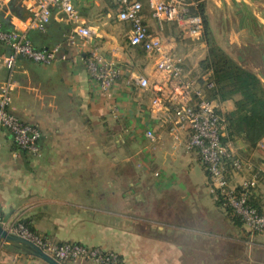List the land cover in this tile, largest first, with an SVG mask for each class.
Listing matches in <instances>:
<instances>
[{
	"label": "crops",
	"instance_id": "crops-1",
	"mask_svg": "<svg viewBox=\"0 0 264 264\" xmlns=\"http://www.w3.org/2000/svg\"><path fill=\"white\" fill-rule=\"evenodd\" d=\"M21 1L25 0L16 5ZM217 1L224 38L216 34L209 0L206 7L216 45L239 64L245 62L264 85V0ZM73 4L81 22L95 32L101 58L120 68L122 75L100 93L81 61L89 50L86 45L69 49L67 61L49 66L16 59L11 111L38 128L40 154L17 149L0 130L1 222H21L54 243L114 251L123 264H260L264 237H249L214 198L195 154L177 146L151 118L147 107L152 92L126 83L130 73L143 74L167 91L144 52L128 45L129 24L116 20L115 6L108 1ZM13 7L9 2L0 10V20L8 30H24L27 13ZM143 16L156 31L145 7ZM68 31L63 18L53 14L45 32L27 29L26 35L34 47L50 49ZM163 32L178 35L171 24ZM176 51L186 73L204 74L199 67L207 53L202 37L178 39ZM252 51V56L258 54L257 63L249 55ZM8 52L0 44V54ZM6 76L0 70V81ZM220 107L225 114L233 111V100L220 102ZM147 129L161 132V140H146ZM231 144L256 173L264 169V138L253 148L239 139ZM229 175L233 184L239 183L240 176ZM251 202L264 208L263 180ZM0 264L45 263L0 243Z\"/></svg>",
	"mask_w": 264,
	"mask_h": 264
},
{
	"label": "built area",
	"instance_id": "built-area-1",
	"mask_svg": "<svg viewBox=\"0 0 264 264\" xmlns=\"http://www.w3.org/2000/svg\"><path fill=\"white\" fill-rule=\"evenodd\" d=\"M116 9V20L128 23L127 42L130 47H139L154 72L166 83L167 91L153 84L143 74L130 73L128 85L152 92L147 107L151 118L166 130L175 144L195 154L209 180L211 192L220 206L230 211L242 224L249 237L264 236V208L251 202L253 192L264 181V169L256 173L250 161L240 158L232 142L226 140L227 121L220 102L210 99L208 92L214 88L209 72L191 76L183 69V60L177 54V40L187 36L202 37L203 21L199 5L194 0H105ZM10 0H0V10ZM19 7L27 13L25 29L13 27L4 30L0 21V44L9 49L0 54V70L7 76L0 81V130L6 131L13 145L28 154L38 157V128L19 119L11 111L16 83L13 79L16 59L21 57L34 64L49 66L68 60V50L86 45L89 50L81 58L89 79L100 93L107 92L121 77L122 71L112 63H106L98 52L96 34L81 22V15L73 0H25ZM156 24L151 31L144 22L143 10ZM53 14L63 18L69 31L62 42L50 49L34 47L26 30L45 32ZM166 24L175 25L178 35H165ZM144 137L150 143L161 140V132L147 129ZM1 147V143H0ZM229 174L240 176L233 184ZM245 174H250L246 176ZM2 227L10 234L26 239L60 264H123L120 256L110 250L88 247L80 243H54L32 233L24 224Z\"/></svg>",
	"mask_w": 264,
	"mask_h": 264
},
{
	"label": "trees",
	"instance_id": "trees-1",
	"mask_svg": "<svg viewBox=\"0 0 264 264\" xmlns=\"http://www.w3.org/2000/svg\"><path fill=\"white\" fill-rule=\"evenodd\" d=\"M17 1H10L11 8L19 6L16 5ZM199 9L203 21L202 40L207 47L206 57L199 67L201 72L210 73L214 84L208 96L219 102L233 100L234 110L225 114L226 140L233 142L239 139L253 148L264 138V85L255 73L244 68L216 45L201 3ZM1 23L3 29L8 30L5 22ZM228 212L236 223L242 225Z\"/></svg>",
	"mask_w": 264,
	"mask_h": 264
},
{
	"label": "water",
	"instance_id": "water-1",
	"mask_svg": "<svg viewBox=\"0 0 264 264\" xmlns=\"http://www.w3.org/2000/svg\"><path fill=\"white\" fill-rule=\"evenodd\" d=\"M0 243L10 246L28 256L37 258L45 264H60L53 258L42 252L40 248L30 241L8 233L0 224Z\"/></svg>",
	"mask_w": 264,
	"mask_h": 264
},
{
	"label": "rangeland",
	"instance_id": "rangeland-1",
	"mask_svg": "<svg viewBox=\"0 0 264 264\" xmlns=\"http://www.w3.org/2000/svg\"><path fill=\"white\" fill-rule=\"evenodd\" d=\"M142 1H144V0H142ZM210 2V5H209V7L208 8H212V11H213V13H212V21H213V25H214V28H215V30H216V34L220 37V36H223V38H224V32H225V30H224V27L225 26H223V24H222V22H221V19H220V14H219V9H218V1L217 0H209ZM201 4H202V8H203V14L205 15V17H206V7L208 6V4H207V0H202V2H201ZM230 6L232 7V8H234V5L233 4H230ZM221 16H222V14H221ZM206 19H207V17H206ZM232 21H233V17H231V23H232ZM207 22H208V20H207ZM226 38V37H225ZM262 51H263V53H264V47H263V49H262ZM261 52V51H260ZM252 53H253V51L252 52H249V55L251 54V56H252ZM254 53H256V52H254ZM248 54V53H247ZM252 61H253V63H257V60H259V58H258V54H255V55H253L252 56ZM240 62V64L244 67V68H249V67H247V66H244L245 65V62H244V64H243V62H241V61H239ZM264 83V82H263ZM256 236V235H255ZM258 237H264V236H262V235H258ZM255 249L257 250V248L255 247ZM258 252H260V253H262V249L261 248H259V251ZM262 255V254H261ZM259 262H260V264H264V256H260V260H259Z\"/></svg>",
	"mask_w": 264,
	"mask_h": 264
}]
</instances>
